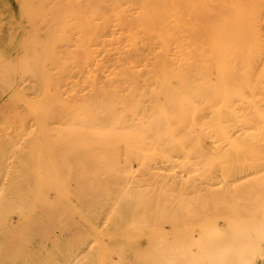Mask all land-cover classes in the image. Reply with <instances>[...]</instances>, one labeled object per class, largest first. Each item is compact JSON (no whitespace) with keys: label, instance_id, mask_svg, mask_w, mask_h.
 I'll use <instances>...</instances> for the list:
<instances>
[{"label":"bare ground","instance_id":"bare-ground-1","mask_svg":"<svg viewBox=\"0 0 264 264\" xmlns=\"http://www.w3.org/2000/svg\"><path fill=\"white\" fill-rule=\"evenodd\" d=\"M91 1H31L28 18L34 28L25 38L30 52L19 59V68L34 79L38 94L28 100L26 116L20 112L4 113L0 124L11 135L16 132L20 140L27 130L16 125L17 121L32 118L35 122L32 143L37 148L21 155V161L12 169L7 191L0 194V239L19 233L23 223L49 222L55 215H61V204L68 202L71 194L83 218L88 210L101 209L104 199L109 198L112 187L108 180L71 181L61 173V81L95 78L99 69L109 66L100 58L101 53L120 45L135 47L143 43L152 47V68L147 79L174 82L176 85L166 87L169 90L190 88V81L201 83L205 96L203 134L212 142L211 149L204 152L206 179L213 181L220 174L230 178L262 171H255L257 166L252 164H236L263 158L256 133L257 0H95L94 4ZM99 19L108 25L106 30L97 25ZM10 61L7 59V64L10 65ZM130 65L132 70L134 63ZM75 88V85L66 86L68 90ZM116 107L106 106L112 113H117ZM168 109L163 107L161 111L167 113ZM133 112V117L126 113L114 114L103 126L96 109L87 108L85 116L74 124L70 136L62 140H70L76 151L87 147L90 160L96 163L102 161L103 148L110 150L112 160H116L114 146L125 140L131 131L134 138L139 139L136 153L148 160H165L163 151L152 142L160 135L159 121ZM27 160L33 162L32 167L26 165ZM112 167L117 166L108 165ZM89 173H98L96 167L75 166V174L83 177ZM27 174L36 178L28 193L18 188L19 181ZM239 187L242 186L233 183L206 186L223 193ZM132 191L128 189L130 196H134ZM243 205L239 202L233 205L242 210L241 215L219 213L217 218L211 219L213 225L200 233L172 230L166 235L161 231L158 253L162 263L244 262L243 252L253 250L255 240L247 226L255 225L260 215L253 212L246 219ZM130 217L136 224L128 229V254L137 257L135 237L143 232L144 224L139 209L128 202L125 220ZM13 219L18 221L15 226ZM224 220L231 226L229 232L222 228ZM222 235L229 236L230 243L223 241ZM240 244H245L242 249ZM36 253L44 258L43 264H61V240L41 242Z\"/></svg>","mask_w":264,"mask_h":264},{"label":"rangeland","instance_id":"rangeland-1","mask_svg":"<svg viewBox=\"0 0 264 264\" xmlns=\"http://www.w3.org/2000/svg\"><path fill=\"white\" fill-rule=\"evenodd\" d=\"M31 1L35 2L0 0V117L4 113L27 114L28 100L38 94L34 79L19 68V59L30 52L25 38L34 28L28 18ZM103 22L99 19L97 25L106 30L108 25ZM256 27V133L263 158L236 164H252L257 166L255 171H262L230 178L220 174L213 181L206 179L204 152L211 149L212 142L203 134L205 96L201 83L190 81V88L169 90L166 87L176 85L174 82L147 79L152 68V47L143 43L135 47L120 45L101 53L100 58L109 66L99 69L95 78L61 81V173L71 181L108 180L112 187L109 198L104 197V206L88 210L83 218L71 194L68 202L61 204V215H55L49 222L23 223L19 233L0 239V264H43L44 258L36 251L41 242L53 240H61V264H163L158 253L161 231L166 235L172 230L200 233L213 225L210 221L219 213L241 215L242 210L233 207L235 202L245 204L246 219L253 212L260 215L255 225L247 226L249 234L255 238L253 250L244 251V262L237 260L235 264H264V205H261L264 203V2L261 0H257ZM92 46L96 48V42ZM7 59H11L10 65ZM131 63H134L132 70L129 69ZM67 85L76 88L68 90ZM108 104L117 106V113L110 112L106 108ZM163 107L169 108L167 113L161 111ZM87 108L96 109L103 126L114 114L126 113L133 117L131 112L135 111L136 115H150V120L159 121L160 135L152 141L153 145L159 146L166 159L148 160L136 153L139 139L129 131L127 138L113 148L116 160H112L110 150L103 148L100 151L102 161L92 162L87 147L76 151L70 140H62L70 136L74 124L85 116ZM16 125L27 130L20 140L16 132L11 135L0 124V194L7 191L13 168L21 161V155L37 148L32 143L34 120L26 117ZM12 140L18 143L13 144ZM25 163L29 168L33 166L31 161ZM80 163L87 169L95 166L98 173L83 177L75 174V166H81ZM64 165H67L65 169ZM108 165L117 167L108 168ZM34 180L32 174H27L19 181L18 188L28 193L33 189ZM211 183H233L242 187L223 193L216 188L207 189ZM128 189L134 196L128 194ZM128 202L139 209L144 224L143 232L135 237L137 257L128 254V229L136 224L132 217L125 220ZM17 222L13 219L12 225ZM222 228L229 232L231 226L224 220ZM222 237L230 243L229 236ZM240 245L241 248L245 244Z\"/></svg>","mask_w":264,"mask_h":264}]
</instances>
